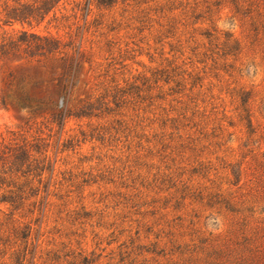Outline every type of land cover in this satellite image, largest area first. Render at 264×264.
Segmentation results:
<instances>
[{
    "label": "rangeland",
    "instance_id": "rangeland-1",
    "mask_svg": "<svg viewBox=\"0 0 264 264\" xmlns=\"http://www.w3.org/2000/svg\"><path fill=\"white\" fill-rule=\"evenodd\" d=\"M4 43L0 161L51 169L0 202V264L180 263L230 236L224 196L264 219V0H0Z\"/></svg>",
    "mask_w": 264,
    "mask_h": 264
},
{
    "label": "trees",
    "instance_id": "trees-1",
    "mask_svg": "<svg viewBox=\"0 0 264 264\" xmlns=\"http://www.w3.org/2000/svg\"><path fill=\"white\" fill-rule=\"evenodd\" d=\"M21 16L28 17V15ZM29 37L31 38L30 40L38 41L35 43V47L37 48L42 46V43L39 44V42L46 41L47 52L51 53L58 48L53 43L49 45L50 43L47 38L34 34L27 36L25 32L17 40H12L10 46L27 42V44H32L28 40ZM230 38L228 37L225 42L228 50H225L224 54L236 55L241 52L240 45ZM7 45L8 43L2 44L0 53L5 54L6 51H3V49ZM41 48L45 49L44 45ZM34 54L32 53V55ZM41 55H45V52L41 53ZM19 104L26 105L27 103L19 102ZM73 114L74 109L65 104L61 105L54 113L55 117L59 120H63ZM35 152L41 153L38 146H36V149L22 150L21 157L17 158V161H0V190H4L0 195V202L9 204L14 210L19 208L26 199V188L30 184L29 177L34 176L41 179L44 172L51 169L50 164L46 165L45 161H38V158L35 157ZM22 177L24 178V182L18 184V180ZM256 179L257 184L262 181L260 177H256ZM241 180L242 172L239 173L235 183L239 185V188L243 187V185H240ZM257 190L264 192V185H257ZM219 202L233 215V230L230 236L224 239L221 244L213 243L212 240L208 244L196 245L194 248H187L185 246V251L181 249L180 252L181 254L188 253L187 258H184L180 263L172 262L171 264H264V219L257 220V223L252 225L251 220L245 215V212L253 211V207L243 206L245 203L243 200L235 201L230 196H224L220 201H216V203ZM240 215L241 217H239ZM28 235L26 230L21 232L22 238H27ZM180 248L181 246H178V250ZM155 250L153 249V251ZM84 262L88 263L90 261L87 257H84Z\"/></svg>",
    "mask_w": 264,
    "mask_h": 264
}]
</instances>
